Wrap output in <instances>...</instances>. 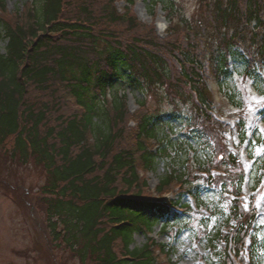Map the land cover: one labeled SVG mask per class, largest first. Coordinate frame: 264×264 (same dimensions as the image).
<instances>
[{
  "label": "trees",
  "instance_id": "trees-1",
  "mask_svg": "<svg viewBox=\"0 0 264 264\" xmlns=\"http://www.w3.org/2000/svg\"><path fill=\"white\" fill-rule=\"evenodd\" d=\"M149 1L154 15L164 4V36L134 12L138 0H32L17 11L0 0L8 42L0 52V150L12 166L43 169L47 242L80 264H173L163 260L171 250L151 237L153 227L183 221L194 207L169 205L165 194L189 196L216 216L220 191L231 205L224 230L207 232L204 259L264 264L255 198L243 211L246 170L210 85L222 91L235 70L263 73L264 0H199L194 16L179 18L177 0ZM126 89L144 96L135 112ZM148 94L173 109L153 112ZM184 106L192 113L185 121ZM176 140L190 149L205 142L210 159L177 167ZM160 161L167 169L156 197L146 174ZM241 223L249 225L243 236ZM141 233L146 243L133 246Z\"/></svg>",
  "mask_w": 264,
  "mask_h": 264
},
{
  "label": "rangeland",
  "instance_id": "rangeland-1",
  "mask_svg": "<svg viewBox=\"0 0 264 264\" xmlns=\"http://www.w3.org/2000/svg\"><path fill=\"white\" fill-rule=\"evenodd\" d=\"M27 1L32 0H6V3L9 11H17L22 10V6ZM198 2L199 0H177L179 5L177 17L179 18L181 14L194 16ZM118 5L123 9L127 4L121 1ZM163 6L164 4L159 5L155 15L149 0H138L134 8L141 21L147 24L156 22L158 32L162 36L166 34L169 25ZM7 43L0 29V52H5ZM210 85L216 96L215 114L233 127V130L226 132V139L230 149L240 152V160L246 170L245 179L248 182L244 183L242 192L247 198L249 207L253 198H255V206L257 202L260 205L259 208L256 207V213H259L256 232L260 237L258 246L264 257V225L259 223L264 220V131H261L264 129V108L257 104V101H264V71L258 78H249L235 70L233 76L224 83L222 91H219L214 81H211ZM125 93L128 95L130 109L135 112L139 108L138 100L144 99L143 94L133 93L129 89H126ZM145 99L149 109L155 113L173 109L168 102L154 98L150 94ZM184 108L181 116L185 121V118L188 115L190 117L192 113L190 109L185 106ZM242 123L243 128H241ZM131 125L135 126L136 122H132ZM185 129L187 128L179 126L180 132ZM169 132L171 131L168 130ZM176 148L178 149L174 147L170 152L175 155L174 159L179 168L182 165L187 169L196 168L198 160L210 159L205 142L190 149L186 143L181 148L179 141L176 140ZM166 169L167 164L160 161L154 171L146 174L153 196L159 197L156 188L160 179L165 176ZM45 183L43 169L33 164L12 166L0 150V264H80L79 259H74L67 249H50L45 234V212L38 202L42 195L41 187ZM218 195V204H226L228 212L231 205L229 193L220 191ZM165 196L169 205L175 201H181V204L189 201L194 210L183 221L175 222L165 228L162 221L153 227L151 237H154L159 244L167 245L168 251L171 250L169 255L162 257L163 260H171L173 264H208L205 259L210 257V249L206 245V234L210 230H216V227L224 230L225 215L218 213L212 216L206 207L196 208L195 201L189 196L181 198L173 192ZM213 198L214 195L209 194L205 200L211 204ZM205 226H209L208 229ZM134 241L133 246H141L147 240L141 233L135 235ZM246 247L244 246L243 249L246 250Z\"/></svg>",
  "mask_w": 264,
  "mask_h": 264
},
{
  "label": "snow or ice",
  "instance_id": "snow-or-ice-1",
  "mask_svg": "<svg viewBox=\"0 0 264 264\" xmlns=\"http://www.w3.org/2000/svg\"><path fill=\"white\" fill-rule=\"evenodd\" d=\"M254 99H255V98H254ZM257 104H258L261 108H264V101H257ZM241 128H243V123L241 124ZM261 131H264V129H261ZM230 138H231V137H230ZM245 167H247V165H245ZM214 175H215V174H214ZM243 182H244V183H247L248 181H247L246 179H244ZM229 185H231V181H229ZM239 187H240V185L238 184V185H237V188H239ZM230 190H231V188L229 187V188L227 189V191H230ZM236 207L238 208V207H239V204H237ZM242 207H243V211H245V212L248 211V209H249V205H248V203H247V198H245V202L243 203V206H242ZM256 207H257V208L260 207L259 202H257ZM216 211H217L218 213H220L222 216H223V215H226V214H227V205H226V204H221V205H219L218 208L216 209ZM258 214H259V213H258ZM259 223H260L261 225H264V220H261ZM233 226H236L235 221H233ZM248 227H249V225H248V224H244V223H241V224L239 225V228L241 229V233H240L241 236H243L244 231L247 230ZM250 234H251V233H250ZM257 238H258V240L260 239V237H257ZM245 243H247V241H245ZM242 255H243V253H242Z\"/></svg>",
  "mask_w": 264,
  "mask_h": 264
}]
</instances>
